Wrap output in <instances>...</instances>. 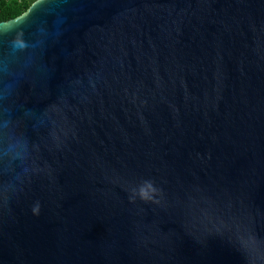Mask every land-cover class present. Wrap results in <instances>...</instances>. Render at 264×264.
<instances>
[{
	"label": "water",
	"instance_id": "95a60500",
	"mask_svg": "<svg viewBox=\"0 0 264 264\" xmlns=\"http://www.w3.org/2000/svg\"><path fill=\"white\" fill-rule=\"evenodd\" d=\"M0 264H264V0L1 23Z\"/></svg>",
	"mask_w": 264,
	"mask_h": 264
},
{
	"label": "trees",
	"instance_id": "16d2710c",
	"mask_svg": "<svg viewBox=\"0 0 264 264\" xmlns=\"http://www.w3.org/2000/svg\"><path fill=\"white\" fill-rule=\"evenodd\" d=\"M38 1L40 0H0V24L22 17Z\"/></svg>",
	"mask_w": 264,
	"mask_h": 264
},
{
	"label": "clouds",
	"instance_id": "9594fccd",
	"mask_svg": "<svg viewBox=\"0 0 264 264\" xmlns=\"http://www.w3.org/2000/svg\"><path fill=\"white\" fill-rule=\"evenodd\" d=\"M151 184L149 183V184H146V186L145 187H142L141 189H140V195H141V197L143 198V197H146L147 195H148V189H151Z\"/></svg>",
	"mask_w": 264,
	"mask_h": 264
}]
</instances>
